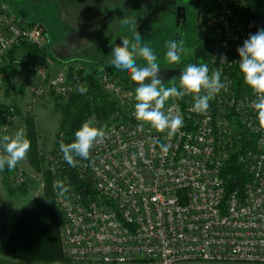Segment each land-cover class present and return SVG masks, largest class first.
Returning a JSON list of instances; mask_svg holds the SVG:
<instances>
[{
    "label": "built area",
    "instance_id": "2783aa9c",
    "mask_svg": "<svg viewBox=\"0 0 264 264\" xmlns=\"http://www.w3.org/2000/svg\"><path fill=\"white\" fill-rule=\"evenodd\" d=\"M211 2L216 9L208 30L209 75L220 70L225 88L210 100L206 114L191 111L194 97L186 94L170 98L164 108L183 118L176 135L169 139L149 124L141 130L135 89L103 68L94 79L109 109L92 116L106 133L91 149L94 164L80 159L72 168L60 148L46 153L39 140L53 184L62 181L70 189L60 195L53 187L62 250L70 264H264V131L237 52L255 31L242 0ZM24 44L43 49L42 27L21 24L11 5L0 0V78L9 53ZM24 64L41 79L30 89L29 112L49 94L68 101L79 94L78 64L55 74L31 59ZM17 117L14 106L4 111L0 137ZM161 144L169 145L167 153ZM232 155L250 180L243 192L227 194L222 169ZM15 180L25 183L23 170ZM81 182L90 186V194L84 193L88 187L77 189Z\"/></svg>",
    "mask_w": 264,
    "mask_h": 264
},
{
    "label": "rangeland",
    "instance_id": "374dc122",
    "mask_svg": "<svg viewBox=\"0 0 264 264\" xmlns=\"http://www.w3.org/2000/svg\"><path fill=\"white\" fill-rule=\"evenodd\" d=\"M6 1L11 5L14 15L21 24L42 27L46 42V46L36 53L35 58L21 57L18 50L21 47L16 48L13 58L20 63H13L10 66L12 71L7 69L8 61L4 65L0 78V108L14 106L18 112L17 124L7 135H14L16 131L23 129L27 137L26 119L30 116L34 119L35 126L40 133L39 140L44 145L46 153L54 149L56 134L66 117L59 104L65 105L68 100L49 94L43 97L34 111L29 112L27 102H29L30 95L28 99L26 91L28 89L30 91L31 87L37 84L35 80L37 75L26 67L25 60L31 59L44 66L43 56L45 54L43 51L46 49L48 54L50 52L58 58L72 54L76 60L69 67L76 64L81 67L80 73L86 88L95 86L92 81L95 80L97 74L104 72L103 68L125 85L130 86L124 81L130 75L109 63L112 59V48L120 45L122 38L134 42L137 32L141 36V45L147 46L153 51L161 68L184 69L188 64H195V50L209 39L208 30L216 9L213 4L209 5L207 0H175V3L171 4L166 12L152 21H148L145 19L148 10L150 7L158 8L159 0H130L128 2H126L127 0ZM194 3H200L201 8L198 11L195 10ZM124 4L127 6L122 8ZM180 7L185 10V19L178 21L177 12ZM245 7L246 5L243 3V8ZM200 10L206 11L200 15ZM111 12H114L113 15L107 17L106 15ZM126 17L134 18L135 23L127 26L122 25L121 21ZM169 41L183 42L184 51L181 53L179 63H169L166 59L168 50L166 45ZM137 66L145 67L146 61L137 58ZM55 67L52 65L53 72H50L51 74L56 73L57 68L55 69ZM39 80L41 83L40 78ZM178 83L172 80L163 86L171 87ZM26 87L27 90H24ZM20 88L25 91L21 97L19 96ZM18 99H20L21 105H19ZM20 170L24 171L26 180L25 183L18 185L15 177ZM42 183V174L36 172L28 155L14 170H9L6 166L0 172V245H5L14 226L10 225L13 217L8 216L6 211L13 210L11 214L19 211L20 214L25 208H37L44 199ZM22 187L23 189H20ZM10 190L15 193L12 194ZM0 264H70V262L67 260L65 263L28 261L15 256L0 255Z\"/></svg>",
    "mask_w": 264,
    "mask_h": 264
},
{
    "label": "clouds",
    "instance_id": "9594fccd",
    "mask_svg": "<svg viewBox=\"0 0 264 264\" xmlns=\"http://www.w3.org/2000/svg\"><path fill=\"white\" fill-rule=\"evenodd\" d=\"M122 25L134 24L135 20L126 17L121 21ZM141 36L136 32L135 41L122 38L120 45L112 48V59L110 65L116 69L126 72L135 83V118L140 121L139 128L142 130L144 124L151 125L158 132H167V138L177 134L183 126V118L173 114L171 110L166 114L165 104L170 98L180 99L186 94H193L194 103L191 111L198 114H206L209 102L225 84L221 82V71H212L209 75L207 63L188 64L180 73L179 88L176 86L164 87V76L161 74L160 64L153 51L140 43ZM182 41H169L166 45V59L169 63H179L184 48ZM239 54V69L244 77V82L256 95L253 107L257 111L260 130L264 131V29L257 30L244 40L243 45L237 48ZM137 58L146 61L145 67L137 66ZM215 59V58H214ZM77 91L86 94L88 89L81 85ZM203 93V94H202ZM106 133L102 127H97L93 119L85 121L79 130L75 132V140L59 144L63 154V160L75 168L79 160H89L94 164L90 155L94 145L102 144ZM161 151L167 153L169 145L161 144ZM31 149V142L26 137L23 129L16 131L14 135H3L0 137V172L5 167L14 170L18 164L26 159ZM54 189H60V195H64L70 189L62 181L53 184ZM107 260V258H106Z\"/></svg>",
    "mask_w": 264,
    "mask_h": 264
},
{
    "label": "trees",
    "instance_id": "16d2710c",
    "mask_svg": "<svg viewBox=\"0 0 264 264\" xmlns=\"http://www.w3.org/2000/svg\"><path fill=\"white\" fill-rule=\"evenodd\" d=\"M242 1L246 5L245 8H242V12L255 33L259 29H264V0ZM23 47L31 48L27 44H24ZM35 50L39 51L38 49ZM15 51L16 49L9 53L7 63L9 71H12L10 66L14 63ZM210 52L211 42L208 39L195 50V64L207 63L209 65ZM179 80L180 78L175 81L179 82ZM124 81L135 89L130 83V77ZM92 84L95 86L88 87L86 94H75L71 96L67 104H59L62 106L66 117L56 134L54 150L59 149V144L62 140L65 143L73 142L75 140V132L80 129L85 121L92 119L93 115L107 113L109 105L100 85L95 80L92 81ZM6 109L4 107L0 108V119H2ZM26 120L27 138L29 137L31 142L28 156L36 172L42 174L44 199L37 208H25L21 211L5 245H0V255L15 256L28 261L65 263L66 260L59 238L53 178L49 171L45 170L44 158L39 153L40 137L34 119L29 116ZM245 143L248 144L247 142ZM222 177L225 180L227 194L236 190L243 192L245 185L250 180L249 175L243 170L235 155H232L226 162L222 169ZM85 187L91 189L89 185L82 182L77 185L79 191H82ZM20 189H23V187ZM11 193L14 194L15 192L12 190Z\"/></svg>",
    "mask_w": 264,
    "mask_h": 264
},
{
    "label": "crops",
    "instance_id": "0c3cea01",
    "mask_svg": "<svg viewBox=\"0 0 264 264\" xmlns=\"http://www.w3.org/2000/svg\"><path fill=\"white\" fill-rule=\"evenodd\" d=\"M127 6V5H126ZM114 13V12H113ZM113 13L111 12V13H108V15H106L107 17L110 15H113ZM19 50V55L21 56V57H29V58H35L36 57V53H39V52H37L36 50H35V48H33V47H31V48H25V47H21L20 49H18ZM43 54H45L43 57H44V66L49 70V72H53V70H52V65H55L56 67H55V69L57 68V71H56V73L58 72V71H60V70H62V69H66V68H68L71 64H72V62L73 61H75L76 60V57H74V55H72V54H68V55H66L65 57H60V58H58V57H56L55 55H53V54H50V52H49V54H48V50L46 49V50H44L43 51ZM42 57V58H43ZM58 60V61H57ZM15 61V60H14ZM15 64V63H14ZM35 80H36V82H37V84H39L40 83V80H39V78L36 76L35 77ZM39 81V82H38ZM36 84V85H37ZM24 90H27V87L24 89ZM19 96L21 97L22 96V94H24V92L25 91H22V88H20V90H19ZM26 93H27V95H28V99H29V95H30V91H29V89H28V91H26ZM18 103H19V105H21L20 104V99H18ZM28 103V102H27ZM16 107H18L17 105H15ZM16 122L14 123V125H13V127L12 128H14V126H16ZM39 135H40V133H39ZM6 211V210H5ZM6 213H7V215L8 216H11V217H13V221L12 222H10V225H14V223H15V221H16V218L18 217V214H19V211H17V212H15L14 214H11V213H13V210L10 212V211H6ZM9 218V217H8Z\"/></svg>",
    "mask_w": 264,
    "mask_h": 264
},
{
    "label": "water",
    "instance_id": "95a60500",
    "mask_svg": "<svg viewBox=\"0 0 264 264\" xmlns=\"http://www.w3.org/2000/svg\"><path fill=\"white\" fill-rule=\"evenodd\" d=\"M177 19L178 21L180 20H183L185 19V10L183 7H180L178 9V12H177ZM161 71H162V75L164 76V84H167L169 83L170 81L172 80H175V79H179L180 78V73L183 71V69H177V68H161ZM130 80H131V77H130ZM131 85L136 87L135 83L131 80ZM69 174L72 178V180L75 182V183H78V178L76 176V174L74 173L73 170H70L69 171ZM84 193L86 195L90 194L91 191L89 189H84Z\"/></svg>",
    "mask_w": 264,
    "mask_h": 264
},
{
    "label": "flooded vegetation",
    "instance_id": "af4514ba",
    "mask_svg": "<svg viewBox=\"0 0 264 264\" xmlns=\"http://www.w3.org/2000/svg\"><path fill=\"white\" fill-rule=\"evenodd\" d=\"M128 1H130V0H127L126 2H128ZM207 1H208L209 5H212L211 0H207ZM157 3H160V6L158 8H153V7L151 8L150 7V9L148 10L147 16L145 18L148 21H152L154 18H157V16H159L163 12H166L167 8H169V6L171 4L175 3V0H159V2H157ZM125 7H126V4L122 5V8H125ZM194 7H195V10L198 11V9L201 8V5H200V3H194ZM117 10H116V12H117ZM205 11L206 10H200L199 11L200 15H202ZM77 35H79V34H77ZM171 68L181 69L178 67H171Z\"/></svg>",
    "mask_w": 264,
    "mask_h": 264
}]
</instances>
